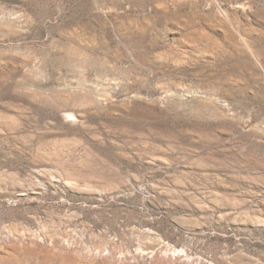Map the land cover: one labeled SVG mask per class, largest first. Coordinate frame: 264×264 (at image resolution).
<instances>
[{"label": "rangeland", "instance_id": "rangeland-1", "mask_svg": "<svg viewBox=\"0 0 264 264\" xmlns=\"http://www.w3.org/2000/svg\"><path fill=\"white\" fill-rule=\"evenodd\" d=\"M0 264H264V0H0Z\"/></svg>", "mask_w": 264, "mask_h": 264}]
</instances>
